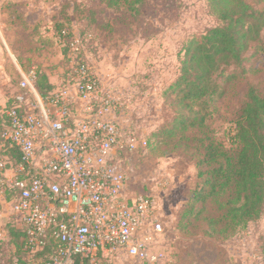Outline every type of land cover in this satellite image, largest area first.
<instances>
[{
    "label": "rangeland",
    "instance_id": "374dc122",
    "mask_svg": "<svg viewBox=\"0 0 264 264\" xmlns=\"http://www.w3.org/2000/svg\"><path fill=\"white\" fill-rule=\"evenodd\" d=\"M247 2L264 19V0ZM62 21L75 37L71 59L63 57L54 36V24ZM217 25L207 0H144L134 8L110 7L102 0H0V82L7 78L16 87L20 74L35 68L48 74L54 91L73 95L70 68L80 53L112 100L124 146L115 162L126 176L129 194L155 200L163 229L149 253L161 255L160 264H264V213L244 229L205 236L207 220L218 221L224 213V196L218 202L208 200L196 218L181 220L199 181L194 163L182 150L166 153L163 141L152 138L173 119L164 92L178 74L184 43ZM213 78L223 94L208 108L206 126L213 138L230 148L248 87L264 94V29L239 66H229ZM2 123L0 115V134ZM132 139L146 140V149L129 151L126 144ZM9 209L6 223H14ZM6 223L0 227V256H8ZM216 228L224 229L219 223ZM105 264L137 263L120 253Z\"/></svg>",
    "mask_w": 264,
    "mask_h": 264
},
{
    "label": "built area",
    "instance_id": "2783aa9c",
    "mask_svg": "<svg viewBox=\"0 0 264 264\" xmlns=\"http://www.w3.org/2000/svg\"><path fill=\"white\" fill-rule=\"evenodd\" d=\"M35 72L20 74L5 112L2 138L19 152L20 163L6 168L0 162V189L15 225L25 229L30 254L49 239L61 247L49 261L32 264H73L74 256L105 264L120 253L139 264H160L161 255L149 253L163 229L155 200L127 192L115 162L124 147L122 130L92 69L78 64L73 95L57 90L45 99L34 88ZM145 147L143 139L126 144L129 151Z\"/></svg>",
    "mask_w": 264,
    "mask_h": 264
},
{
    "label": "trees",
    "instance_id": "16d2710c",
    "mask_svg": "<svg viewBox=\"0 0 264 264\" xmlns=\"http://www.w3.org/2000/svg\"><path fill=\"white\" fill-rule=\"evenodd\" d=\"M102 1L110 7L134 8L144 0ZM207 2L219 25L184 43L178 74L164 92L173 111V119L168 126L153 133L152 138L163 141L166 153L182 150L194 163L199 181L181 220L190 216L196 218L208 200L217 201L226 197L224 213L218 221L207 220L208 228L203 232L205 236L214 237L224 231L244 229L249 223L258 221L264 213V94L260 96L253 87H248L234 121L230 148L213 138L206 126L208 108L223 94L213 75L229 66L241 64L249 45L258 41L260 31L264 29V19L262 12L254 10L247 0ZM53 29L61 54L71 59L74 35L65 26V21L55 23ZM79 55L72 60L71 78L78 64L88 65ZM35 74L37 94L48 98L54 92L53 85L44 72L36 70ZM10 107L12 100L8 97L0 112L3 121L1 134L7 126L5 112ZM188 132L194 133L187 136ZM145 142L147 147L148 142ZM0 145V162L5 163L6 168L18 165L19 152L6 140H0ZM5 197L8 200V196ZM197 203L201 208L195 210L194 204ZM218 223L223 225V230L217 231ZM8 224L10 226L5 227L8 256L3 251L0 264L45 263L61 249L55 240L49 239L42 250L31 255L25 229L14 223ZM73 264L88 262L74 256Z\"/></svg>",
    "mask_w": 264,
    "mask_h": 264
},
{
    "label": "crops",
    "instance_id": "0c3cea01",
    "mask_svg": "<svg viewBox=\"0 0 264 264\" xmlns=\"http://www.w3.org/2000/svg\"><path fill=\"white\" fill-rule=\"evenodd\" d=\"M47 76H48V74H47ZM48 79H49V76H48ZM49 81H50V79H49ZM50 83L52 84L54 82L50 81ZM52 85H54V84H52ZM11 87L12 86L9 84V81L7 78L1 79V82H0V112L5 107L8 97H10L16 91V87H12V89H11ZM9 92H10V95H9ZM111 118L114 119L115 121H117V119L114 116ZM0 149H1V145H0ZM4 175L9 176V172L5 173ZM9 206L10 205L8 203V200H6L5 195L2 193V191L0 189V210H1L0 211V214H1L0 218L2 219V220H0V227L4 226L6 223L5 219H7L8 215L10 213ZM8 223H12V222L7 221L6 224H8ZM14 224H15V222H14ZM3 237H5V234H3ZM137 264H139V263H137Z\"/></svg>",
    "mask_w": 264,
    "mask_h": 264
}]
</instances>
